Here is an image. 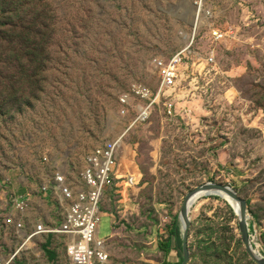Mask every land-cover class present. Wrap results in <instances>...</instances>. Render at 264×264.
<instances>
[{
	"label": "rangeland",
	"instance_id": "1",
	"mask_svg": "<svg viewBox=\"0 0 264 264\" xmlns=\"http://www.w3.org/2000/svg\"><path fill=\"white\" fill-rule=\"evenodd\" d=\"M193 37L176 84L132 124L139 102L123 113L119 96L136 83L156 94L153 59ZM121 135V172L138 183L103 199L99 239L109 238L110 263L178 262L182 248L178 258L159 247L175 226L183 235V199L205 183L229 184L246 201L264 258V0H204L200 14L194 0H0V181L30 200L0 224V255L19 246L16 221L27 231L39 217L59 220L42 183L56 172L77 183L88 153ZM189 219L188 264H256L228 198L198 199ZM62 245L41 237L14 264H63L45 252Z\"/></svg>",
	"mask_w": 264,
	"mask_h": 264
},
{
	"label": "built area",
	"instance_id": "2",
	"mask_svg": "<svg viewBox=\"0 0 264 264\" xmlns=\"http://www.w3.org/2000/svg\"><path fill=\"white\" fill-rule=\"evenodd\" d=\"M194 4L197 6V14H200L204 0H194ZM213 35L219 39L223 34L214 30ZM193 41L194 37L189 45L175 52L169 59L159 56L153 59L161 80L156 94L147 86L136 83L131 85L129 92L119 96L123 113L132 105L134 99L139 102L132 124L145 121L156 100L176 84L180 67L188 56ZM208 60L213 61L212 52ZM165 107L172 114L173 102H166ZM122 139L123 135L105 140L94 147L85 158L77 183H71L65 174L56 172L50 180L39 186L38 192L41 196L52 199V207L59 220L57 223H45L41 219L31 221L34 223L27 231H24L26 223L24 225L23 222L16 221L14 231L17 236L20 234L18 238L21 241L10 255H0V264H14L15 255L21 247L28 243H37L41 237H56L61 240L63 245L61 249L55 250V258L57 253L61 254L63 264H110L107 248L109 238L99 239L103 199L114 185L132 188L138 183L137 173H130L129 170L126 173L121 172L118 154ZM7 188L8 182L0 181V224L4 228L12 222V216L24 214L29 206L27 195L23 198ZM250 240L253 241L251 236Z\"/></svg>",
	"mask_w": 264,
	"mask_h": 264
},
{
	"label": "water",
	"instance_id": "3",
	"mask_svg": "<svg viewBox=\"0 0 264 264\" xmlns=\"http://www.w3.org/2000/svg\"><path fill=\"white\" fill-rule=\"evenodd\" d=\"M220 193L227 195L232 201L237 202L239 205V212L234 211L238 219L239 232L241 235L242 242L251 260L256 264H264V258L261 257L256 249L253 247L248 232V219H247V204L244 199L239 197L237 193L231 188L229 184H216V183H205L197 186L196 188L189 191L183 199L180 207L179 220L182 225V263L188 264L189 252H188V235L190 229L189 213L194 203L202 197L206 196H220Z\"/></svg>",
	"mask_w": 264,
	"mask_h": 264
},
{
	"label": "trees",
	"instance_id": "4",
	"mask_svg": "<svg viewBox=\"0 0 264 264\" xmlns=\"http://www.w3.org/2000/svg\"><path fill=\"white\" fill-rule=\"evenodd\" d=\"M180 241L181 240V234H180V230L178 229V227H174V229L172 230V232L170 233V238L167 240L166 243H163L162 245H160V250H162L165 254H167L170 250H172V245L173 243H175L176 241ZM45 252L49 258V260L54 261V253L51 250H48L45 248ZM179 253H181V247L179 248ZM182 263V257L180 258V262L178 264Z\"/></svg>",
	"mask_w": 264,
	"mask_h": 264
},
{
	"label": "crops",
	"instance_id": "5",
	"mask_svg": "<svg viewBox=\"0 0 264 264\" xmlns=\"http://www.w3.org/2000/svg\"><path fill=\"white\" fill-rule=\"evenodd\" d=\"M26 195L27 194H24V195H20V196H22L23 198H25L26 197ZM28 200H29V198H28ZM30 201V200H29ZM31 205V204H30ZM52 207V206H51ZM52 209H53V211H54V215H55V210H54V208L52 207ZM50 211L52 212V210L50 209ZM39 219H41V220H43V221H45V222H52V220L50 219V216H47V217H39ZM50 220V221H49ZM58 221V220H57ZM176 247V248H175ZM180 247H182V236H181V240L179 241H176L175 243H173V245H172V250H170L167 254H165V255H170V253H171V251H174V252H176L177 253V255L179 254V248ZM58 251H60V250H58ZM61 253H62V251H60ZM54 253V260H55V252H53ZM110 254V253H109ZM47 255V254H46ZM47 258H48V256H47ZM178 258H179V255H178ZM48 260H49V258H48ZM49 261H51V260H49ZM180 262V259H179V261L178 262H175V261H173V263H170V264H178ZM110 264H113V262H111ZM166 264V263H165Z\"/></svg>",
	"mask_w": 264,
	"mask_h": 264
},
{
	"label": "bare ground",
	"instance_id": "6",
	"mask_svg": "<svg viewBox=\"0 0 264 264\" xmlns=\"http://www.w3.org/2000/svg\"><path fill=\"white\" fill-rule=\"evenodd\" d=\"M219 195H221V197H224V198H228V200L232 203V205L235 207V210H236V212H239V205H238V203L237 202H234V201H232L227 195H225V194H223V193H220ZM200 199V198H199ZM103 216V215H102ZM108 220V219H107ZM105 221V220H104ZM102 223H100V225H101ZM99 229H100V227H99ZM259 246V245H258Z\"/></svg>",
	"mask_w": 264,
	"mask_h": 264
}]
</instances>
